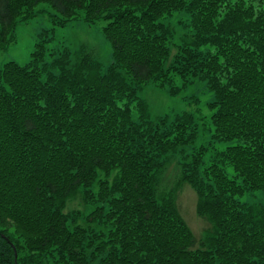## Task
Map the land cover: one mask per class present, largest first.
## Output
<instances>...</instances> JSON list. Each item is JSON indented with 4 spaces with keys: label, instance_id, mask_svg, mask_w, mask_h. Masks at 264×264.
I'll list each match as a JSON object with an SVG mask.
<instances>
[{
    "label": "trees",
    "instance_id": "trees-1",
    "mask_svg": "<svg viewBox=\"0 0 264 264\" xmlns=\"http://www.w3.org/2000/svg\"><path fill=\"white\" fill-rule=\"evenodd\" d=\"M42 4L58 27L104 22L112 63L102 73L83 47L47 61L37 44L3 65L0 264H264V204L241 201L264 192V0H0L2 49ZM179 12L188 35L171 57ZM194 82L213 96L211 143L231 142L202 170L205 147L183 152L193 116L154 120L140 97ZM175 155L178 184L161 191ZM183 184L209 224L198 240L175 205ZM80 190L91 209L65 213Z\"/></svg>",
    "mask_w": 264,
    "mask_h": 264
},
{
    "label": "rangeland",
    "instance_id": "rangeland-1",
    "mask_svg": "<svg viewBox=\"0 0 264 264\" xmlns=\"http://www.w3.org/2000/svg\"><path fill=\"white\" fill-rule=\"evenodd\" d=\"M56 12L46 4L39 5L35 10V17L29 21L19 22L12 37V43L6 49L0 47V72L7 62H16L19 65L26 64L35 50L37 44H43L46 51V60L51 61L62 51L68 50L73 59L80 53L83 47L101 65V72L106 73L112 63L111 48L101 34L104 22L87 25L81 20L68 23L65 27H58L55 20ZM188 22V16L182 12L176 13L174 17L165 20V23L174 33L171 41V57L176 53V46L181 44L183 37L188 31L183 24ZM210 49L204 47L203 50ZM181 79L178 84L181 86ZM140 97L146 101L149 107V115L156 120L158 117H174L181 113H189L193 116L196 128V140L194 143L184 147V154L191 155L201 147L206 148L203 163L200 169L209 166L214 158V153L223 150L231 142L211 143L212 127L209 118L211 111L208 104L213 101V96L206 90L204 83L194 82L186 85L177 96H171L167 90L155 88L149 84L144 87ZM182 171L180 155L171 157L162 175L161 191L165 188L171 189L177 186ZM226 176L234 178L230 168L224 169ZM82 190L73 198L68 200L65 213L80 211L87 213L91 207H85L82 203ZM241 201L248 204H264V192L255 191L246 193ZM197 195L187 184L179 187L176 194L177 211L190 230L198 240L203 237L209 224L196 214Z\"/></svg>",
    "mask_w": 264,
    "mask_h": 264
},
{
    "label": "water",
    "instance_id": "water-1",
    "mask_svg": "<svg viewBox=\"0 0 264 264\" xmlns=\"http://www.w3.org/2000/svg\"><path fill=\"white\" fill-rule=\"evenodd\" d=\"M15 257H16V254H15Z\"/></svg>",
    "mask_w": 264,
    "mask_h": 264
}]
</instances>
